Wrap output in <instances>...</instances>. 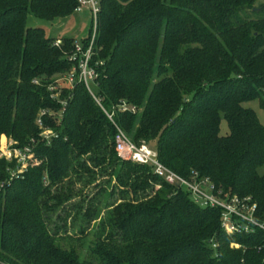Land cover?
Wrapping results in <instances>:
<instances>
[{"label":"trees","instance_id":"1","mask_svg":"<svg viewBox=\"0 0 264 264\" xmlns=\"http://www.w3.org/2000/svg\"><path fill=\"white\" fill-rule=\"evenodd\" d=\"M80 1L0 0V136L31 153L16 176V160L0 159V264H264L263 229L230 234L221 208L117 158L114 125L183 178L208 179L226 201L250 199L263 223L264 125L245 106L258 100L264 111L262 0H94L96 22L80 44L94 40L93 90L114 123L82 83L63 82L52 97L49 87L77 64L78 42L28 25L30 15L69 18ZM122 102L140 112L120 110ZM105 164L120 202L106 203L102 217L92 205L79 235L62 233L71 213L58 211ZM101 193L116 188L94 199ZM56 215L63 224L52 227Z\"/></svg>","mask_w":264,"mask_h":264},{"label":"built area","instance_id":"2","mask_svg":"<svg viewBox=\"0 0 264 264\" xmlns=\"http://www.w3.org/2000/svg\"><path fill=\"white\" fill-rule=\"evenodd\" d=\"M80 2L81 6L77 11H81L82 7L86 5V1L81 0ZM88 2L92 5L93 17L96 22V16L98 13L97 4L94 0H88ZM93 41L94 40L92 39L87 48H84L80 43H75L74 53L70 59L73 62H77V64L73 66L67 76L58 78L49 89L55 92L52 97H56L59 94L63 82H66L70 87H73L75 83L84 84L106 116L114 123L113 113L108 112L103 107L101 99L96 96L93 90L94 86L92 87L90 85L91 82L95 85L96 79L98 78L97 70L91 64L93 57ZM59 43L60 42L57 41L55 45L58 46ZM96 65H98V63H96ZM35 83L38 82L36 81ZM118 108L123 111L128 110L132 113H136V108L129 106L126 102H122L118 105ZM44 114L45 112H41L40 115ZM37 124L43 129L41 134L43 137L48 139L53 135V132L50 129L43 128V122L41 119H38ZM114 125L116 127L115 149L122 160L153 167L155 173L163 178L168 184L188 188L191 191L194 200L202 207L210 206L221 208L223 218L222 226L230 234L240 233L242 231L249 232L253 231L254 228L264 230V222L262 223L255 219L254 213L256 207L255 205L249 204L250 199H240L235 196L231 200L226 201L221 198V193H214L215 187L208 179H198L196 176L193 179L183 178L163 165L159 161L156 151L151 149L145 143L140 146L136 145L128 135L116 125V123H114ZM29 151V148H27L25 151H20V154L17 156H15L16 154L14 156L12 153L9 154L8 160H16L19 165L18 172H13V176L22 174L26 169L28 156L31 155Z\"/></svg>","mask_w":264,"mask_h":264},{"label":"rangeland","instance_id":"3","mask_svg":"<svg viewBox=\"0 0 264 264\" xmlns=\"http://www.w3.org/2000/svg\"><path fill=\"white\" fill-rule=\"evenodd\" d=\"M262 2L264 3V0H262ZM28 25L43 28L46 35L50 38H71L74 39L75 42L81 43L82 40L87 37L89 30L93 25L92 5L86 1V5L82 7L81 11L75 12L69 18L57 19L54 21L40 20L30 15ZM90 85L92 87L94 86L92 82ZM245 106L253 109L256 112L261 124L264 125V111L260 108L258 100L247 102L245 103ZM138 112H140V110L138 111L136 109V113ZM220 129L222 135L229 133L228 125L223 118L221 120ZM27 148L29 147H19L12 139L9 140L5 136H0V159L9 161V154L12 153L13 156L15 154V156H17L20 154V151H25ZM117 158L120 157L117 155ZM113 169L114 168L112 166L105 164L96 168V174L91 178L90 176H86L83 177L82 182L76 183L72 197H70V199H68L64 203L63 207L58 211V214L62 217L65 216L66 212L68 213L70 211L71 213L68 219V224L66 228L62 230V233H65L64 230H66V232H68L71 236H77V234L79 235V229L83 220V212L92 205L98 204L97 206L100 211L99 217H102L106 212V203L112 204L120 202L121 195L118 194V191H120L121 188L117 185V181L113 175ZM258 173L260 175H264V165L258 169ZM101 188L109 190L116 188V194L112 197H107L105 193H101L94 199L95 195L99 192V190H101ZM154 188L155 190H158L160 189V186L155 185ZM59 215H56L53 218V223L51 222L52 227H55L56 224H63L62 220L58 219ZM98 221L99 219L97 222H93L91 224V232L89 233L86 245L82 248V250H86L87 246L93 241V232L96 230ZM232 247H238V245L233 244Z\"/></svg>","mask_w":264,"mask_h":264}]
</instances>
